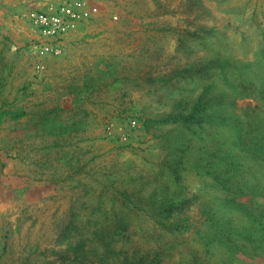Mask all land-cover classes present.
I'll list each match as a JSON object with an SVG mask.
<instances>
[{"label": "rangeland", "instance_id": "374dc122", "mask_svg": "<svg viewBox=\"0 0 264 264\" xmlns=\"http://www.w3.org/2000/svg\"><path fill=\"white\" fill-rule=\"evenodd\" d=\"M55 1L0 0V264L148 262L163 245L158 264H201L199 205L222 214L227 183L203 174L216 127L264 154V0H94L39 72L25 13ZM195 112L201 129L181 122ZM249 150L235 198L257 205ZM157 215L184 227L159 232Z\"/></svg>", "mask_w": 264, "mask_h": 264}, {"label": "trees", "instance_id": "16d2710c", "mask_svg": "<svg viewBox=\"0 0 264 264\" xmlns=\"http://www.w3.org/2000/svg\"><path fill=\"white\" fill-rule=\"evenodd\" d=\"M193 114L194 116L189 115L188 119L183 121L180 118L172 117L168 120H161L158 123L181 121L185 126H188L189 123L195 122L201 129L202 117L198 116L196 112ZM216 129L218 130L216 132L217 138L215 137L216 139H213L212 144L214 147L212 151L213 156H216V159L213 164L206 165L207 167L204 165L205 169L203 170V174L212 178V184L209 186L214 189L215 193H217L216 189L219 188L216 183H213L215 179L224 177L227 183L225 187L223 186L224 194H222L221 202H218V206L223 205L220 208L222 214L217 216L213 213V210L211 214V206L206 205V203L203 204L201 202L199 205L204 230L196 229L194 234H197L198 240H200L199 242L196 239L198 241L199 252L202 255L201 264H249L246 261L240 260L237 255L244 257H264V194L262 203L257 205L241 203L236 200L235 192L242 193L243 188H247L245 184H239L240 182L236 178H238L241 171L243 172L240 167L242 163L241 155L243 151H248L249 149L245 148L240 131L235 130L229 135L225 125L216 127ZM229 137L231 140L227 141ZM249 152L254 160L261 163L264 161V154H262L263 157L261 158L253 150H249ZM209 162L211 163L212 161L209 160ZM262 170L264 171V167H262ZM263 171L262 174L264 177ZM175 177L177 176L175 175ZM258 188L260 191H263L264 185L262 187L258 186ZM227 189H233L234 191H227ZM247 190L248 188L245 191ZM249 196L252 199H256L257 195L251 192ZM180 208H182V204H178L177 199L171 200L162 208L161 213L164 214L162 211L169 213L172 210H179ZM151 218L158 227L159 232L170 236H175V233H178L180 227H184L182 220L178 216H175L172 221H169L167 216L157 215ZM194 238L192 237L191 240L193 242L191 241V243H194ZM170 249L172 248L163 245L160 251L156 252L151 258L153 260L146 262L144 260L146 258L137 257L134 260H130L129 264H158L160 256L170 254ZM189 257V260H187L188 264L199 263V259L195 255L189 254ZM178 264L186 263L180 260Z\"/></svg>", "mask_w": 264, "mask_h": 264}, {"label": "built area", "instance_id": "2783aa9c", "mask_svg": "<svg viewBox=\"0 0 264 264\" xmlns=\"http://www.w3.org/2000/svg\"><path fill=\"white\" fill-rule=\"evenodd\" d=\"M94 0H57L41 7L28 10L25 18L34 29V42L31 47L32 55L37 58L34 63L36 71H43L40 61L45 56H56L61 52L63 37L77 24L91 19L98 11L92 4ZM115 19V16H112ZM126 124L135 126V120L128 119ZM126 135V134H125ZM122 141L126 136H121Z\"/></svg>", "mask_w": 264, "mask_h": 264}]
</instances>
